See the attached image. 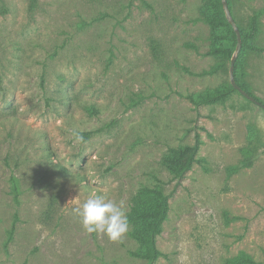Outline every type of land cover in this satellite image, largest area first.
<instances>
[{
    "label": "rangeland",
    "instance_id": "1",
    "mask_svg": "<svg viewBox=\"0 0 264 264\" xmlns=\"http://www.w3.org/2000/svg\"><path fill=\"white\" fill-rule=\"evenodd\" d=\"M0 1V264H145L129 227L118 241L88 234L74 209L103 194L128 212L155 184L170 196L152 264H264V109L235 89L222 103L188 98L230 84L234 51L214 70L201 0ZM258 9L235 0L233 14L244 25ZM241 68L264 102V50ZM250 132L256 158L233 171ZM196 133L201 161L174 180L163 156Z\"/></svg>",
    "mask_w": 264,
    "mask_h": 264
},
{
    "label": "trees",
    "instance_id": "2",
    "mask_svg": "<svg viewBox=\"0 0 264 264\" xmlns=\"http://www.w3.org/2000/svg\"><path fill=\"white\" fill-rule=\"evenodd\" d=\"M234 1L226 0L231 15L238 26L241 38V47L234 62V79L249 95L264 104L260 98L252 93L250 86L241 78L243 58L247 52L259 53L264 50V47L258 46L255 42L260 32V16L264 14V9L254 10L248 17L247 22L242 25L234 17ZM37 5L38 0H29V10H34ZM4 11L5 9L0 1V13ZM199 14L209 26L210 46L208 54L216 59L214 70H218L222 67L223 62L229 59L235 49V33L225 18L221 0H201ZM233 90L234 88L231 84H228V86H222L210 91L188 95V98L196 107L203 104L222 103L230 96ZM83 108L91 115L98 113L93 105H84ZM79 133L83 136L82 141H85L89 138L92 131H81ZM253 134L252 132L249 133L248 144L242 148V158L236 166L232 167L233 171L250 167L256 158L258 146L254 144ZM200 144L201 139L196 133L192 144L179 145L168 149L163 156L162 165L172 179L179 181L188 169L201 161V158L198 157ZM169 196L170 194L165 192L161 185L155 184L153 186L143 185L139 187L131 198L127 212L128 234L135 241L136 248L130 250L129 254L144 260L145 264H152L161 255L156 245V238L160 234L162 223L167 217ZM13 231L14 226L12 225L8 231L7 241L11 240ZM225 264L261 263L247 256H239L235 259H227Z\"/></svg>",
    "mask_w": 264,
    "mask_h": 264
},
{
    "label": "clouds",
    "instance_id": "3",
    "mask_svg": "<svg viewBox=\"0 0 264 264\" xmlns=\"http://www.w3.org/2000/svg\"><path fill=\"white\" fill-rule=\"evenodd\" d=\"M76 140L82 141L79 132H73ZM74 214L88 234H104L112 241H118L128 230L127 209L123 201H115L103 194L90 195Z\"/></svg>",
    "mask_w": 264,
    "mask_h": 264
},
{
    "label": "water",
    "instance_id": "4",
    "mask_svg": "<svg viewBox=\"0 0 264 264\" xmlns=\"http://www.w3.org/2000/svg\"><path fill=\"white\" fill-rule=\"evenodd\" d=\"M221 4H222V8H223V12H224L225 18H226L227 22L231 25V27H232V29H233V31L235 33V36H236L235 49H234V52H233V54H232V56L230 58V64H229V69H228L230 84L235 90H237L239 93H241L247 99H249L250 101H252L256 105H258V106H260L261 108L264 109V104L261 103L260 101L256 100L253 96L249 95L245 90H243L236 83V81L234 79V75H233L234 62L236 60V57H237V55L239 53V50H240V47H241L240 32H239L237 24L235 23L232 15H231V12H230V10L228 8L226 0H221Z\"/></svg>",
    "mask_w": 264,
    "mask_h": 264
}]
</instances>
